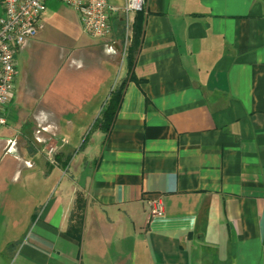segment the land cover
I'll return each instance as SVG.
<instances>
[{
	"label": "crops",
	"instance_id": "1",
	"mask_svg": "<svg viewBox=\"0 0 264 264\" xmlns=\"http://www.w3.org/2000/svg\"><path fill=\"white\" fill-rule=\"evenodd\" d=\"M141 11L139 44V11L128 35L116 14L110 35L79 43L85 62L69 59L89 78L61 73L10 122L15 88L0 126V264H264V0ZM36 42L19 49V76ZM115 57L124 74L110 84ZM96 115L98 141L80 143L74 130ZM56 142L53 164L43 149Z\"/></svg>",
	"mask_w": 264,
	"mask_h": 264
},
{
	"label": "built area",
	"instance_id": "2",
	"mask_svg": "<svg viewBox=\"0 0 264 264\" xmlns=\"http://www.w3.org/2000/svg\"><path fill=\"white\" fill-rule=\"evenodd\" d=\"M47 0H0V126L6 125V110L11 102L19 76L17 53L29 40L36 37L42 27L41 19L46 11ZM77 12L83 31L95 38H104L113 30V16L122 14L127 35L132 14L145 7L146 0H124L115 4L112 0H59ZM107 50L116 53L113 44ZM47 128L37 130L41 133ZM38 134L37 140L43 141ZM15 142L12 143L14 145ZM11 145V146H12ZM58 143L44 145L43 153L49 162L57 163ZM153 214L164 215L163 203L153 204Z\"/></svg>",
	"mask_w": 264,
	"mask_h": 264
},
{
	"label": "rangeland",
	"instance_id": "3",
	"mask_svg": "<svg viewBox=\"0 0 264 264\" xmlns=\"http://www.w3.org/2000/svg\"><path fill=\"white\" fill-rule=\"evenodd\" d=\"M3 13L0 5V15ZM79 22L77 12L70 5L59 0L46 1V11L41 19L42 27L36 36L37 42L34 48L37 49L35 50V54L31 60L28 59L25 53L19 57L21 74L18 76L19 78L17 79L15 87L17 95L7 110V116L10 122L16 121L15 115H17L22 107L20 98L23 99L24 104L27 103L26 100H29L31 106L36 105L42 97V92L47 89L44 87L54 83L55 81L53 79L55 77L58 79L61 73L71 75V83L76 82L73 78L84 76V74L87 75L86 79L89 78L91 72L89 67L78 69L70 64L71 59L79 57L82 58L83 62L87 60L84 54L79 53V49H81L78 48L79 43L85 40V38H88V35L82 30ZM118 53L121 54L120 51ZM119 60L120 57H115L113 60L115 73L110 84L116 83L124 74L122 64L118 65ZM26 61H29V63H26ZM26 64L27 68L25 69ZM110 84H108L106 90L108 94L110 93ZM105 100L106 98L102 100V106ZM95 101H99V99ZM97 115L91 120H88V122L87 118L86 121L82 122L74 130L75 134L80 137V143L85 139H87V143L92 140L98 141L100 130L98 129L99 121H97ZM95 120L97 121L96 124Z\"/></svg>",
	"mask_w": 264,
	"mask_h": 264
},
{
	"label": "trees",
	"instance_id": "4",
	"mask_svg": "<svg viewBox=\"0 0 264 264\" xmlns=\"http://www.w3.org/2000/svg\"><path fill=\"white\" fill-rule=\"evenodd\" d=\"M144 22V16L142 11H139L135 17V22H134V34H133V44L135 43L136 45L139 44L140 41V37L142 34V24ZM117 25H119V27H121L123 25V20L118 19V23ZM131 49V48H129ZM122 96V88H116L113 90L112 95L106 105V107L103 109L102 113H101V117L100 120L103 121V123L108 120V119H113L116 111L118 109V105L120 102ZM110 123V122H109ZM83 211V208H82ZM83 217V214L80 215V218ZM82 231V224L77 225L76 224H71L68 230V233L71 234L72 236H74L75 233H77L78 237L80 235Z\"/></svg>",
	"mask_w": 264,
	"mask_h": 264
}]
</instances>
